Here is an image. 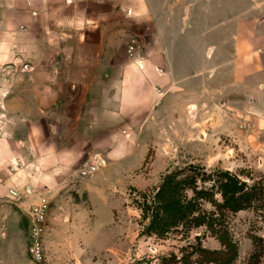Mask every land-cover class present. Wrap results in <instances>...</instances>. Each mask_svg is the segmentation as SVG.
Returning a JSON list of instances; mask_svg holds the SVG:
<instances>
[{"label": "crops", "instance_id": "crops-1", "mask_svg": "<svg viewBox=\"0 0 264 264\" xmlns=\"http://www.w3.org/2000/svg\"><path fill=\"white\" fill-rule=\"evenodd\" d=\"M252 2L133 0L131 16H143L155 30L154 50L133 59L118 39L123 32L113 29L118 23L89 15L92 0H0V258L23 246L26 216L13 206L26 204L18 192L24 186L35 192L41 181L54 186L76 172L97 180L119 174L135 155L147 156L149 144L138 142L157 135L171 141L181 132L190 100L197 110L204 101L202 78L231 80L252 70L264 47V18L254 17ZM225 7L233 8L226 19ZM48 14L56 26L51 46L43 33ZM187 30V39L176 42ZM204 38L200 60L193 44ZM49 48L53 56L46 57ZM42 75L54 79L22 85ZM43 153L55 160L45 179L19 168L37 166Z\"/></svg>", "mask_w": 264, "mask_h": 264}, {"label": "rangeland", "instance_id": "rangeland-1", "mask_svg": "<svg viewBox=\"0 0 264 264\" xmlns=\"http://www.w3.org/2000/svg\"><path fill=\"white\" fill-rule=\"evenodd\" d=\"M92 2L87 9L89 15L98 23L117 22L113 29L123 32L118 39H125L126 48L138 39L145 57L154 50L153 24L147 29L143 16H131L129 12L136 6L133 0ZM252 3L255 4L254 17L264 18V0ZM222 11L226 19L233 8L225 7ZM215 14L219 20L220 9ZM53 18L48 14L49 24L43 29L50 46L56 36ZM162 20L158 19L157 24ZM195 21L191 18L189 27ZM189 32L177 35L176 42L183 43ZM201 40L193 44L194 55L200 60L207 45L206 38ZM45 53L46 57L53 56L52 48ZM19 70V73L25 72ZM19 78L14 79L19 81ZM53 79L50 75L30 76L22 85H49ZM202 81V106L197 110L196 101L190 100L177 126L181 132L173 134L171 141L157 135L148 142H138L137 146L142 144L143 147L148 143L149 152L144 160L139 154L132 157V163L126 164L124 172H110L114 175L106 180L86 179L76 172L54 186L43 187L45 183L41 181L35 186V192H30L26 186L18 191L26 204L13 207L15 215L26 216L21 220L24 242L19 252L9 251L6 257L0 258L6 261L0 264H162L161 259L172 254L191 257L197 245L210 251L221 250L220 242L206 227L183 226L164 238L146 232L153 211L150 205L163 178L170 172L189 167L207 172L220 170L238 175L248 185L264 184V47L258 49L253 68L247 75H234L231 80L224 76H205ZM3 96L0 95V100H4ZM193 106L196 108H190ZM36 159L37 166L19 164V168H27L34 176L45 179L55 160L44 153ZM186 196L190 198L192 192L188 191ZM215 198L220 200L219 195ZM37 206L46 211V225L42 236L43 258L33 263L28 252L30 213ZM148 206L150 210L146 209ZM202 210L213 212L208 203ZM227 216L228 235L237 247L232 264H264V209H249ZM195 259L193 255L191 260Z\"/></svg>", "mask_w": 264, "mask_h": 264}, {"label": "trees", "instance_id": "trees-1", "mask_svg": "<svg viewBox=\"0 0 264 264\" xmlns=\"http://www.w3.org/2000/svg\"><path fill=\"white\" fill-rule=\"evenodd\" d=\"M188 191L192 192L190 198L186 196ZM216 195L220 196L219 201ZM206 203L213 212L202 210ZM150 206H153V211L146 228L148 235L164 238L183 226L206 227L222 246L219 251H210L197 245L192 252L195 260H191L192 256L188 254L180 257L172 254L162 258V264H232L237 256V247L228 235L227 214L264 209V184L253 182L248 185L230 172H207L189 167L168 173ZM150 206L146 209L150 210Z\"/></svg>", "mask_w": 264, "mask_h": 264}, {"label": "built area", "instance_id": "built-area-1", "mask_svg": "<svg viewBox=\"0 0 264 264\" xmlns=\"http://www.w3.org/2000/svg\"><path fill=\"white\" fill-rule=\"evenodd\" d=\"M127 53L131 58H139L141 53V44L134 39L127 47ZM30 223V244L28 247L29 255L33 263H38L43 258V232L46 225V211L42 207H35L31 210Z\"/></svg>", "mask_w": 264, "mask_h": 264}, {"label": "water", "instance_id": "water-1", "mask_svg": "<svg viewBox=\"0 0 264 264\" xmlns=\"http://www.w3.org/2000/svg\"><path fill=\"white\" fill-rule=\"evenodd\" d=\"M141 55H142V54H141ZM141 57H142V56H141ZM91 169H92V170H95V167H94V166H91Z\"/></svg>", "mask_w": 264, "mask_h": 264}, {"label": "bare ground", "instance_id": "bare-ground-1", "mask_svg": "<svg viewBox=\"0 0 264 264\" xmlns=\"http://www.w3.org/2000/svg\"><path fill=\"white\" fill-rule=\"evenodd\" d=\"M190 108H192V109H195V106H193V107H190ZM15 165V164H14Z\"/></svg>", "mask_w": 264, "mask_h": 264}]
</instances>
